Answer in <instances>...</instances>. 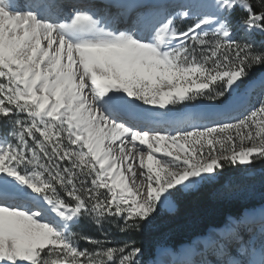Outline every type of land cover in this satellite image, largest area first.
Here are the masks:
<instances>
[{
  "label": "snow or ice",
  "instance_id": "6c2138e0",
  "mask_svg": "<svg viewBox=\"0 0 264 264\" xmlns=\"http://www.w3.org/2000/svg\"><path fill=\"white\" fill-rule=\"evenodd\" d=\"M121 7L123 29L85 5L0 0V264H141L106 223L138 232L226 166L264 160V0ZM197 99L238 114L179 112ZM216 238L217 264H264V239L257 258L235 224Z\"/></svg>",
  "mask_w": 264,
  "mask_h": 264
},
{
  "label": "trees",
  "instance_id": "16d2710c",
  "mask_svg": "<svg viewBox=\"0 0 264 264\" xmlns=\"http://www.w3.org/2000/svg\"><path fill=\"white\" fill-rule=\"evenodd\" d=\"M237 15H239V12L238 14H233V19ZM257 38L259 39L260 37L257 35ZM255 70L254 75L257 76L259 72L264 71V68ZM261 165L264 167V162ZM239 168L241 166H226L222 170V175L218 182L205 185L194 193L179 197L176 202L178 204L176 213L157 217L156 221L144 225L142 230L138 232L120 233L116 228L113 230L109 229L110 236L117 242L134 240L136 245L143 249L144 254L153 257L156 245L166 241L167 236L171 238L170 241L168 239V242L177 248L186 239L189 241L194 236L204 234L209 227L222 226L226 223L229 215L239 216L243 213L242 206L232 208L224 205L229 195L228 190L233 187H224V184L227 182L228 177H234L233 181L239 179ZM236 186H240V184H236ZM180 226H182L181 228H191L188 229L191 232L182 233L181 229L179 230ZM79 231L96 237L101 235L94 226H89L88 228L80 226L78 228Z\"/></svg>",
  "mask_w": 264,
  "mask_h": 264
},
{
  "label": "rangeland",
  "instance_id": "374dc122",
  "mask_svg": "<svg viewBox=\"0 0 264 264\" xmlns=\"http://www.w3.org/2000/svg\"><path fill=\"white\" fill-rule=\"evenodd\" d=\"M84 1L90 3L91 1H96V0H84ZM112 1H114V0H110L109 2L112 3ZM116 1H118V0H116ZM64 2H63V4H65ZM238 12L239 11H237L236 13L238 14ZM190 23H191V21H187V20L182 21V20L178 19L177 20V27H178V29L183 30ZM125 27H127V25H125ZM240 37H241V34L239 32H237L235 34L234 38L240 39ZM256 40H257V44L259 46L260 38L259 39L257 38ZM255 71L256 70L254 69V73H255ZM261 75H264V71L259 72V74L255 77H259ZM254 87H255V85H254ZM258 94H259V90L257 87L255 94H252L251 98H253L256 101ZM255 101H254V103H255ZM184 103H185V106L180 108L179 111L184 110V109L189 108V107H194V106L200 105V104L207 105V106L218 105L215 102L203 100V99H197L195 101L184 102ZM263 162H264V160H257L256 162L248 164V165H239V166H241V168L238 169L239 170V172H238L239 173L238 174L239 179L233 181L234 177H231V178L228 177L227 182L224 184V187L233 186L232 188H229V190H228V192H229L228 196L229 197L227 196V199L225 200L224 205L227 207L230 206L232 208L242 206L243 207V213H241V215H239V216L229 215L226 223L223 224L221 227L228 225L231 222L236 221L238 223L237 231L240 232L241 236H245V235L249 234L245 228V226L247 225L251 231L253 230L251 232L252 234L250 235L253 237H252V239L249 240V243L254 244L255 247L261 246L262 239H264V234H261L262 236L258 235L256 229L252 228V226L255 225L256 222L254 220H249V215H247L245 213L252 211V210L253 211L254 210H260L261 206H264V167H262V165H261V164H263ZM221 172H222V170H221ZM221 175L214 176V178H212V179H205L204 181H201L197 185V187L194 188L193 190L185 191L182 194H178L175 198V207L171 210H162L161 213L157 217L159 218L162 216H166L169 214L176 213V211L178 209V204L176 202H177L179 197H181L182 195L194 193L197 190H200L201 187H203L205 185H208V184L210 185V184L218 182L221 178ZM236 184H240V186H236ZM157 217L154 220H152L150 223L156 221ZM119 223H120L119 221H115L114 223H106L105 229L106 230H109V229L113 230L114 228H116V230H117V227L115 225L119 224ZM150 223H148V224H150ZM80 226H83L84 228H88L89 226H93V225H91L90 223H88L85 220H81L78 224L73 226V230L78 232V228ZM181 227L182 226H180L179 230L181 229L182 233L191 232L190 230H188L191 228H184V227L181 228ZM221 227H219V228H221ZM231 227H232V225L230 226V228ZM154 228H157V227H154ZM215 229H218V227ZM241 229H242V232L240 231ZM210 230H211V228L209 227L207 229V231L204 233V235H208ZM228 231H229V229H228ZM79 232H81V231H79ZM85 234H87V233H85ZM204 235H200V236H204ZM197 237H199V236H194L193 238H191V240L187 241L186 243L192 242ZM242 238L244 239V237H242ZM168 239H169V241L171 240V238L167 236L166 241H163L161 243H158V245H156V249H155V253H154L153 257L147 256L146 254H144V251H142V255H140L138 258L141 261V264H158L159 263L158 252L160 249H162L164 247H170L176 251H180L181 246L183 244H186L184 242L183 244L179 245L176 248V247H173L172 245H170V242H168ZM119 243H123V242H119ZM217 243L218 242H216L212 247H210V249L211 248L212 249L210 250V252H209L210 256H208V257H215L216 259L219 257L218 256L219 253L216 251V244ZM80 246L81 247H85V246L90 247L89 245H86L83 241L80 242ZM232 247L235 248L236 245L232 244ZM200 257H202V255L198 256V258H200ZM202 258H203V260H207V258L205 257L204 254H203ZM207 262H208V260H207ZM201 264H202V262H201Z\"/></svg>",
  "mask_w": 264,
  "mask_h": 264
},
{
  "label": "bare ground",
  "instance_id": "6f19581e",
  "mask_svg": "<svg viewBox=\"0 0 264 264\" xmlns=\"http://www.w3.org/2000/svg\"><path fill=\"white\" fill-rule=\"evenodd\" d=\"M62 1L63 2L65 1V3L68 2V4L73 3L68 9L65 10V12L63 11L64 15H68V13H70L72 11L73 5L84 4V3H82L83 1H81V0H62ZM99 1L103 2V1H107V0H99ZM114 1H116V0H114ZM28 2H29V0H18V3L21 5H26ZM116 2H119L120 4H128V3L135 2V0H118ZM143 2H149V0H143ZM118 9L119 10L117 12L116 18L119 19V17L122 15V13L125 10L121 7V5H119ZM120 21L122 23L121 29H123L124 28L123 26H125L127 24V22H126L127 20H124L122 18ZM205 106L206 105H200L199 106L200 113H203L202 110H204V112H205V109H206ZM192 112H190V113H192ZM245 214L249 215V220H254L256 222L255 224L262 223V222L264 223V206H261L260 210H254V211L252 210V211H249ZM234 224L236 225V227L238 226V223L236 221H234V222H231L228 225H225L221 228L211 229L209 231L208 235L199 236V237L195 238V240H193L192 242L183 244L180 248V251H176L170 247H164V248L160 249L158 252V258H159L158 264H175V262L177 260H181V259L189 260L190 258H192L191 256L195 255L196 253L200 255L202 250H204L205 248L210 249V247H212L216 242H218V240L216 238L217 235H219L220 233H227L228 229H230V226L231 225L233 226ZM252 231L249 230V233L251 234ZM242 237L245 238V236H242ZM224 238L228 239L227 236H225ZM245 241H248V240L246 239ZM229 242L231 243V240H229ZM256 249L258 251L257 258H259V250H258V248H256ZM218 256L220 257V255H218ZM220 259H221V257H220ZM217 261H218V259H216L215 257H211V258H209L208 264H214V262L216 263Z\"/></svg>",
  "mask_w": 264,
  "mask_h": 264
},
{
  "label": "built area",
  "instance_id": "2783aa9c",
  "mask_svg": "<svg viewBox=\"0 0 264 264\" xmlns=\"http://www.w3.org/2000/svg\"><path fill=\"white\" fill-rule=\"evenodd\" d=\"M254 99L253 98H251V102L252 103H254ZM200 105H202V104H200ZM200 105H196V106H194V107H189V108H186V109H184V110H181V111H179L180 113H190V112H198V113H200V108H199V106ZM207 107H211L212 109H214V108H216V107H218V110L216 111V112H212L213 110H211V112L209 111H206L205 110V112H204V110H202L203 111V114H206V115H211V114H214V113H217V112H221L222 114H223V117H225V118H227V117H231V116H235V114H232V110H230V109H224L222 106H218V105H215V106H213V105H210V106H205V108H207ZM238 113L236 112V115H237ZM215 118V117H214Z\"/></svg>",
  "mask_w": 264,
  "mask_h": 264
},
{
  "label": "water",
  "instance_id": "95a60500",
  "mask_svg": "<svg viewBox=\"0 0 264 264\" xmlns=\"http://www.w3.org/2000/svg\"><path fill=\"white\" fill-rule=\"evenodd\" d=\"M186 241H187V239H186ZM186 241H185V242H186ZM170 245H172V244H170Z\"/></svg>",
  "mask_w": 264,
  "mask_h": 264
}]
</instances>
